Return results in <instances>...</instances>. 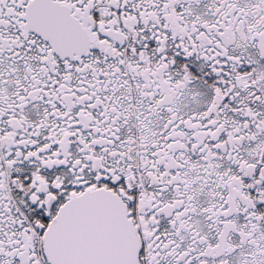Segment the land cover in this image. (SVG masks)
<instances>
[{"label": "snow or ice", "instance_id": "obj_1", "mask_svg": "<svg viewBox=\"0 0 264 264\" xmlns=\"http://www.w3.org/2000/svg\"><path fill=\"white\" fill-rule=\"evenodd\" d=\"M0 264H264V0H0Z\"/></svg>", "mask_w": 264, "mask_h": 264}]
</instances>
